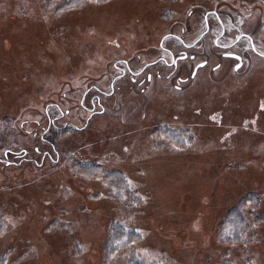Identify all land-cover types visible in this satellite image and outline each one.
Instances as JSON below:
<instances>
[{
	"label": "rangeland",
	"instance_id": "1",
	"mask_svg": "<svg viewBox=\"0 0 264 264\" xmlns=\"http://www.w3.org/2000/svg\"><path fill=\"white\" fill-rule=\"evenodd\" d=\"M0 264H264V0H0Z\"/></svg>",
	"mask_w": 264,
	"mask_h": 264
},
{
	"label": "water",
	"instance_id": "2",
	"mask_svg": "<svg viewBox=\"0 0 264 264\" xmlns=\"http://www.w3.org/2000/svg\"><path fill=\"white\" fill-rule=\"evenodd\" d=\"M244 36H247V35L245 34ZM250 40H251V38H250ZM251 43H252V40H251ZM225 55L228 56V57H234V58L240 60V57H239L237 54L229 53V54H225ZM262 55H263V54H262ZM260 56H261V55H260ZM198 65H199V67H200V66H203V65H205V64H203V62H202V64L200 63V64H198ZM241 66H242V62H239V63H237V64L234 66V68L237 70V69H239ZM196 70H197V68L194 69V71H193L192 74H195V73H196Z\"/></svg>",
	"mask_w": 264,
	"mask_h": 264
}]
</instances>
